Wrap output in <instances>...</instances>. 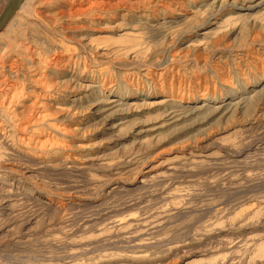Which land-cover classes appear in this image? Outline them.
<instances>
[{
	"label": "rangeland",
	"instance_id": "obj_1",
	"mask_svg": "<svg viewBox=\"0 0 264 264\" xmlns=\"http://www.w3.org/2000/svg\"><path fill=\"white\" fill-rule=\"evenodd\" d=\"M22 11L0 35V264H264V0Z\"/></svg>",
	"mask_w": 264,
	"mask_h": 264
},
{
	"label": "bare ground",
	"instance_id": "obj_2",
	"mask_svg": "<svg viewBox=\"0 0 264 264\" xmlns=\"http://www.w3.org/2000/svg\"><path fill=\"white\" fill-rule=\"evenodd\" d=\"M25 2H27V0H22L21 1V3L19 4V7L17 8V10H16V12H15V14L11 17V19L9 20V23L7 24V25H9V24H11L12 22H13V20L17 17V16H20L21 17V15H22V9H23V6L25 5ZM226 3V2H225ZM223 8V7H222ZM221 9V8H220ZM76 10V9H75ZM172 11V10H171ZM174 11V10H173ZM48 15V14H47ZM238 15H242V14H238ZM24 17H25V15H23ZM19 17V18H20ZM19 18L17 19V20H19ZM23 18V17H22ZM229 18H232V17H229ZM42 20V19H41ZM226 20H229V19H226ZM15 24V23H14ZM13 24V25H14ZM7 27V26H6ZM5 27V28H6ZM214 32V30H212V29H208L207 31H205L203 34H202V36L204 37V36H208V35H210L211 33H213ZM0 35H1V33H0ZM263 86V85H262ZM178 87H179V85H178ZM12 90V89H11ZM171 91H172V89H170ZM179 90V89H178ZM264 90V86L262 87V90L261 91H263ZM170 91V95H167L166 97H163V98H161L158 102H156V104L158 103V104H160V105H166V104H172V103H176V102H178L179 103V100H181L182 101V99H184L185 97H181V96H179V95H176V93H173V92H171ZM39 93H40V91H39ZM17 94H18V92H17ZM182 95H183V93H182ZM194 95H196V94H194ZM194 95H192V96H194ZM207 95V94H206ZM186 96V95H185ZM14 98V97H13ZM178 98H182V99H178ZM247 98V97H246ZM36 99H38V98H36ZM121 99H123V98H121ZM198 99H200V98H198ZM197 99V96L196 97H187V100H185L184 102H186L187 104L188 103H192V102H194V101H196V100H198ZM243 99H245L244 97H243ZM243 99L241 98L240 100H239V102L240 101H243ZM10 100H12V99H9V101ZM120 100V99H119ZM201 100V99H200ZM212 100V97H209L208 96V98H204V100L201 102V104L199 105V106H196V107H192V110H188V109H191V108H188V109H186V110H188L187 112H199V111H202V110H205L206 108L208 109V107H209V105H210V102H212L211 101ZM215 100V99H214ZM15 101V100H14ZM121 101V100H120ZM120 101H114V100H112L111 102H119L118 103V105H123L124 103H122V102H120ZM261 101V100H260ZM35 102V101H34ZM33 102V103H34ZM36 102H37V100H36ZM239 102H235V101H229V102H227V101H224V102H220V104L218 105V106H216V107H214V109H217V110H221V109H223V108H231V107H233L234 105H236V104H238ZM10 103V102H9ZM46 104V103H45ZM33 105V104H32ZM53 105V104H52ZM215 105V104H214ZM34 106V105H33ZM211 107V106H210ZM178 109V108H177ZM185 110V109H184ZM213 110V109H212ZM228 110V109H227ZM35 111V110H34ZM177 111V110H176ZM175 111V112H176ZM222 111V110H221ZM63 112V111H62ZM184 112V111H183ZM177 113H178V111H177ZM179 113H180V111H179ZM208 113V112H207ZM43 114V113H42ZM52 114V113H51ZM47 115V114H46ZM45 115V116H46ZM179 115V114H178ZM215 115V114H214ZM33 116V115H32ZM32 116H31V118H32ZM260 116V115H259ZM212 117V116H211ZM176 118V117H175ZM33 119V118H32ZM30 120V119H29ZM28 121V120H27ZM26 122H19V124L23 127V125H26L25 124ZM29 123H30V121H29ZM27 126V125H26ZM28 126H29V124H28ZM20 129V128H19ZM76 130V129H75ZM77 131V130H76ZM79 131V130H78ZM20 139V138H19ZM44 139V138H43ZM42 140V139H41ZM41 140H39L40 142H41ZM45 140V139H44ZM43 140V142H45ZM194 140V139H193ZM15 167V166H14ZM8 171L9 172H14V170H12L11 168H9L8 169ZM162 176V175H161ZM52 201V200H51ZM15 226V225H14ZM10 230V229H9Z\"/></svg>",
	"mask_w": 264,
	"mask_h": 264
},
{
	"label": "water",
	"instance_id": "obj_3",
	"mask_svg": "<svg viewBox=\"0 0 264 264\" xmlns=\"http://www.w3.org/2000/svg\"><path fill=\"white\" fill-rule=\"evenodd\" d=\"M22 0H8L7 6L0 15V33L5 29L11 17L15 14Z\"/></svg>",
	"mask_w": 264,
	"mask_h": 264
}]
</instances>
